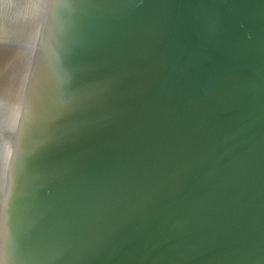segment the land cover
Listing matches in <instances>:
<instances>
[{"label":"water","instance_id":"obj_1","mask_svg":"<svg viewBox=\"0 0 264 264\" xmlns=\"http://www.w3.org/2000/svg\"><path fill=\"white\" fill-rule=\"evenodd\" d=\"M0 264H264V0H0Z\"/></svg>","mask_w":264,"mask_h":264}]
</instances>
